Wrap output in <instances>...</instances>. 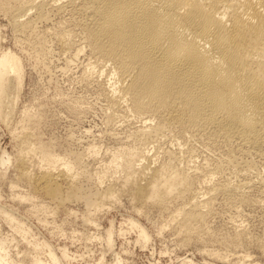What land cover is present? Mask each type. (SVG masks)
I'll list each match as a JSON object with an SVG mask.
<instances>
[{
  "label": "bare ground",
  "instance_id": "6f19581e",
  "mask_svg": "<svg viewBox=\"0 0 264 264\" xmlns=\"http://www.w3.org/2000/svg\"><path fill=\"white\" fill-rule=\"evenodd\" d=\"M0 8L6 11L10 25L17 32L34 31L38 21L50 20L53 13H75V23L81 29L84 43L96 58L95 62L101 68L107 67V72L115 80L107 94L109 105L117 109L127 102L133 112L132 117L145 119L143 125L131 129V141L124 144L120 141V148L111 151L110 162L115 166V172L109 175L112 179L105 182L107 172L99 174L101 186L88 190L81 182L84 168L88 165L84 156L89 152L97 153L100 146L91 144L81 152L69 150L61 157L50 150L49 145L42 143L28 126H22L17 134L22 148L16 154L14 165L20 180L33 184L35 190L45 194L57 207L67 202L83 201L88 215L92 210L98 211L105 205L116 203L124 194L129 195V201L135 205L140 204L139 208L136 207L139 211L151 207L168 210L174 200L181 199L183 202L171 211L167 221L168 226L175 224L181 242L204 240L206 236L215 240L214 232L206 224L215 198L219 193H230L234 189L238 192L242 186L252 187L251 176L249 180L245 179L246 182L240 180L242 184L234 183L237 188L231 186L229 178L230 184L211 183L208 189L204 187L206 196L201 198L205 194H202L203 187L196 185L198 180L202 182L196 179V173L200 171L198 165L193 168L194 164H186L189 162L187 159L183 165L182 155L178 156L168 148L163 152L167 154L164 160L152 161L147 144L157 142L167 131L171 133V129L178 128L181 138L189 141L200 139L217 149L224 147L226 164L237 170V167L242 168V164L248 171L253 169L256 161L254 163L250 158L258 157L264 163V0H20L14 4L6 0L0 2ZM74 34L72 29H67L55 35L60 45L70 49L75 46ZM74 50L79 53L82 48ZM13 82L15 95L9 92ZM21 82L20 58L10 50L0 51V117L6 121L13 109L11 104L7 108L8 100H16ZM35 118L34 114L26 111L21 121L35 123ZM33 139L36 142H32ZM32 152H38L41 158L37 173L32 171L28 162L27 155ZM10 160V155L3 150L0 163L6 164ZM215 168L214 173L221 167ZM210 173L202 174L205 183L212 181L213 172ZM243 192L245 194V190ZM240 196V201H247L245 196ZM21 198L26 200L29 197ZM1 209L0 214L6 221L27 239L28 226L20 222L21 219H16L11 210ZM84 219L92 220L91 216ZM112 223L106 231L110 248L114 244ZM127 223L138 229L139 240H149L150 235L140 222L129 218ZM238 227L233 233L220 234L225 245L250 244L247 230ZM34 239L27 240L33 252L30 257L32 264H73L67 259L63 262L67 257L66 250L61 254L64 258L60 257L48 241ZM13 241L14 237L0 234V264H24L10 252ZM258 242L264 253V239ZM44 250L48 259L41 256ZM207 252L220 262L227 260V254L222 251ZM110 264H124V261L116 256Z\"/></svg>",
  "mask_w": 264,
  "mask_h": 264
},
{
  "label": "rangeland",
  "instance_id": "374dc122",
  "mask_svg": "<svg viewBox=\"0 0 264 264\" xmlns=\"http://www.w3.org/2000/svg\"><path fill=\"white\" fill-rule=\"evenodd\" d=\"M10 1L14 4L20 0ZM71 12L53 13L50 20L38 21L34 31L18 30L17 32V29L15 30L12 24L10 25L6 11L0 8V51H12L20 58L22 65V82L18 96L14 102L8 100L7 108H10L11 104L13 109L7 121L0 117V156L3 150H6L7 155L9 154L11 157L8 163H0V210L2 211L1 208L3 211L4 209L5 211L11 210L10 212L16 215V219H21L19 221L29 228L28 238L24 239L6 221L3 214H0V234L14 237L13 245L10 248L12 256L16 260L20 259L24 264H32L30 257L33 252L27 240L30 238L36 240L37 238L40 241H48L60 257H63L61 255L63 250H66L67 257L63 259V262L67 259L73 264H97L98 262L110 264L116 256H119L124 264H226V262L227 264H236L234 262L237 264H264V253L259 248L258 242L261 238L264 239V183L261 182L264 181L263 161L258 157L250 158L252 161L254 160V163L256 161L255 167L249 169L250 172L245 169L244 164L240 166L244 167L243 173L242 168L237 167V170L232 165L233 170L231 165H227L228 163L225 161L226 154L223 150L226 149H223L224 147L217 149L216 146L206 145L200 139H190L189 141V139L181 138L178 128L171 129V133L167 131L166 134H168L160 136L157 142L153 141L147 144L150 149L149 154L153 156V158L150 156L152 161L164 160L167 154L163 152L168 151V148L175 151L178 156L182 155L180 160L182 163L184 162L183 165L192 166L194 164L193 168L198 165L200 168L198 171H203V175L213 172V174L210 173L213 175L212 181H207L208 184L202 180L205 176L199 172L196 173L197 177L199 176L196 179L202 181L196 182L197 186L203 187L202 194H205L210 185L227 184L226 182H230L229 179L232 180L231 186L237 188L240 180L242 183L246 182L245 179L249 180L251 176L250 180L253 183H251L252 187L249 186L251 190L248 186L249 191L247 187L242 186L243 188H240L242 190L238 188V192L234 189L236 193L233 192L234 190L230 191L232 194L223 192L215 198L213 210L208 214L206 220V224L215 234V240L213 237L206 236L207 238L205 237L204 240H193L187 244L181 242V236L176 233L175 224L172 223L169 226L167 224L171 211L183 202L181 199L174 200L168 210L151 207L145 211H139L137 208L140 207L138 206L140 204L135 205L131 200L129 201V195L124 194L125 196L121 195L116 203L105 205L98 211L92 210V213L88 215L87 206L83 201L67 202L66 205L57 207L55 203L49 201L50 198L45 194L35 190L33 184L31 185L23 179L20 180L14 165H16V154L22 148L20 138L17 136L22 126H28L42 143L49 145L50 150L61 157H64L69 150L81 152L91 144L100 146L97 153L89 152L84 156V161L88 165L84 168L81 182L83 181L84 188L88 190L101 186L98 180L99 174L107 172L105 182L112 179L109 175L115 172V166L110 162L111 151L120 148L121 144L131 141L129 133L139 124V126L143 125L145 121L143 117L136 116L138 118H135V115L132 117L133 112L127 106V102H123V106L121 104L120 108L119 106L117 109L111 108L107 94L115 80L107 72L109 71L106 70L107 67L101 68L99 63L95 62L96 58L87 48L82 38L81 29L75 23L77 15L75 13L72 15ZM67 29H72L76 33L74 34L75 46L70 49L60 45L61 43L55 35L60 30ZM78 44L80 45L78 46ZM76 47H81L82 50L77 53L74 50ZM9 92L15 95L14 82ZM123 108L125 109L123 110ZM126 108L128 109L126 110ZM26 111L35 115L37 120L35 123L21 121ZM150 122H154V120H150ZM32 142H36V139H33ZM27 157L29 158L28 162L32 165V171L39 172L42 164L40 154L32 152L28 153ZM186 159L189 162L185 164ZM219 159L221 160L218 161ZM191 160L194 162L192 163ZM151 164L155 163L151 162ZM217 164L222 169L220 168L221 170L219 169L216 174L214 171ZM240 169L241 171H239ZM257 179H260L261 183L259 180L258 183ZM236 182L237 186L234 184ZM241 194L247 198L246 202L240 201ZM22 196H28L30 199L22 200ZM202 196L201 198H204L206 194ZM86 214L91 216L92 220H85L84 218L88 217ZM129 218L136 219L147 229L150 235L147 242L138 239V229L129 226L127 223ZM111 223L114 228V244L110 248L106 240V231ZM240 225L247 230H245L247 235H250V244L244 246L225 245L220 234L233 233L238 226L241 227ZM26 250L27 253H22ZM45 250L41 252V256L48 259ZM208 250L222 251L225 255L227 254V260L224 261L225 263L220 262L219 259L208 255Z\"/></svg>",
  "mask_w": 264,
  "mask_h": 264
}]
</instances>
